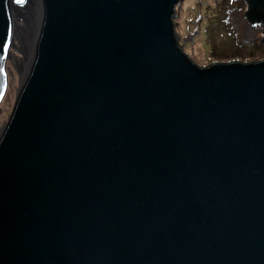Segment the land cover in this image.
Masks as SVG:
<instances>
[{"label":"water","instance_id":"95a60500","mask_svg":"<svg viewBox=\"0 0 264 264\" xmlns=\"http://www.w3.org/2000/svg\"><path fill=\"white\" fill-rule=\"evenodd\" d=\"M179 1L0 0V264H264V59L197 65Z\"/></svg>","mask_w":264,"mask_h":264},{"label":"rangeland","instance_id":"374dc122","mask_svg":"<svg viewBox=\"0 0 264 264\" xmlns=\"http://www.w3.org/2000/svg\"><path fill=\"white\" fill-rule=\"evenodd\" d=\"M244 0H180L173 18L178 42L199 66L264 59L262 25L244 17Z\"/></svg>","mask_w":264,"mask_h":264},{"label":"flooded vegetation","instance_id":"af4514ba","mask_svg":"<svg viewBox=\"0 0 264 264\" xmlns=\"http://www.w3.org/2000/svg\"><path fill=\"white\" fill-rule=\"evenodd\" d=\"M23 27V26H22ZM16 36H18V35H15V38H14V44H13V47L12 48H17V47H19V42L17 41V38H16ZM16 51H21V50H17L16 49ZM14 57H16V58H20V56H17V55H13ZM13 63H14V66H15V68H16V70H17V72H20L19 70V63L18 64H16L14 61H12Z\"/></svg>","mask_w":264,"mask_h":264}]
</instances>
